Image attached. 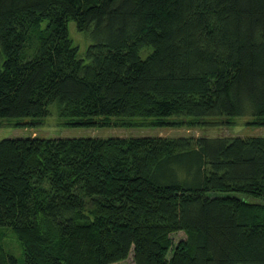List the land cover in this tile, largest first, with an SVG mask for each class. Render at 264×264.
<instances>
[{
    "label": "trees",
    "instance_id": "obj_1",
    "mask_svg": "<svg viewBox=\"0 0 264 264\" xmlns=\"http://www.w3.org/2000/svg\"><path fill=\"white\" fill-rule=\"evenodd\" d=\"M72 21L93 40L83 51ZM55 114L71 127H264V0H0V121ZM131 253L264 264V136L0 141V264Z\"/></svg>",
    "mask_w": 264,
    "mask_h": 264
},
{
    "label": "rangeland",
    "instance_id": "obj_2",
    "mask_svg": "<svg viewBox=\"0 0 264 264\" xmlns=\"http://www.w3.org/2000/svg\"><path fill=\"white\" fill-rule=\"evenodd\" d=\"M68 29L72 39L81 47L83 51L89 44L93 42L90 36H84L78 32L75 22L68 24ZM100 122L103 119H99ZM252 118L241 117L231 121V124H226L220 128L202 127L201 125L189 127L185 126L180 128L174 127H154L147 125L148 120L136 118L131 121L133 126H124L121 119H110L107 121L108 125L94 126V127H71L63 126L60 119L55 114L42 121L34 119H19L11 120V122L0 121V141L6 138H82V137H95V138H110V137H181L188 136L199 138L202 136L207 137H255L264 136V127L248 126L247 123ZM189 123L190 120H182ZM202 122V121H201ZM17 123L22 126H15ZM173 244L175 245L181 239L186 238L184 232H177L171 236ZM3 245L10 253L14 254L22 262L21 248L16 237L9 231L5 230L3 233ZM171 257L169 253L168 258ZM117 264H135L133 260V253L126 261Z\"/></svg>",
    "mask_w": 264,
    "mask_h": 264
}]
</instances>
